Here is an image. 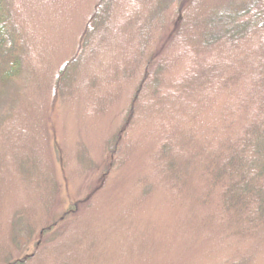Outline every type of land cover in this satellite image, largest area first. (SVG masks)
Segmentation results:
<instances>
[{"label": "rangeland", "instance_id": "374dc122", "mask_svg": "<svg viewBox=\"0 0 264 264\" xmlns=\"http://www.w3.org/2000/svg\"><path fill=\"white\" fill-rule=\"evenodd\" d=\"M230 1L114 0L56 98L99 0H6L24 52L0 80V264H264V223L230 228L206 172L259 100L263 33L193 39Z\"/></svg>", "mask_w": 264, "mask_h": 264}, {"label": "trees", "instance_id": "16d2710c", "mask_svg": "<svg viewBox=\"0 0 264 264\" xmlns=\"http://www.w3.org/2000/svg\"><path fill=\"white\" fill-rule=\"evenodd\" d=\"M152 1L147 0V3ZM113 4L114 0H99L82 36L78 53L56 73L53 83L56 98L70 91L86 50L92 51V43L107 36ZM194 21L196 27L200 26V33L193 38L198 46H209L222 38L239 40L264 34V0H231L230 4L204 17L202 24L197 17ZM23 52L21 32L10 20L6 0H0L1 81L19 78ZM254 85L259 95L254 114L237 139L222 141L219 150L210 156L206 169L210 181L221 186V211L229 227L237 233L250 227L254 230L264 223V57ZM237 227L240 230L236 231ZM249 263L248 258L242 257L228 264Z\"/></svg>", "mask_w": 264, "mask_h": 264}]
</instances>
